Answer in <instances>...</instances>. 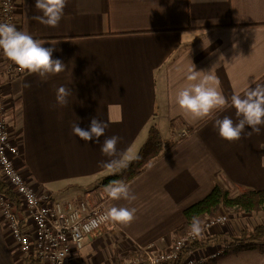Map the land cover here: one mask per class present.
Instances as JSON below:
<instances>
[{"label": "crops", "instance_id": "crops-1", "mask_svg": "<svg viewBox=\"0 0 264 264\" xmlns=\"http://www.w3.org/2000/svg\"><path fill=\"white\" fill-rule=\"evenodd\" d=\"M15 3L17 29L55 46L53 58L67 66L46 79L23 70L3 87L5 116L20 147L16 165L32 186L62 200L84 195L101 188L110 172L102 165L113 159L101 152L106 137L120 138L117 157L127 161L153 126L164 144L163 154L129 183L134 201L105 202L136 208V219L87 236L72 264H118L136 246L169 249L187 221L185 210L216 185L234 195L264 190V125L250 136L246 126L237 141L221 138L214 126L224 116L239 119L233 94L264 85V0H67L56 27L33 19L42 15L35 0ZM193 65L212 69L228 100L204 118L183 114L174 100L190 83ZM62 85L73 91L66 106L56 104ZM93 117L108 127L99 141L85 142L72 125L87 130ZM249 219L245 227L234 219L213 236L264 224L262 213ZM256 250L228 252L206 264H263V251L253 260ZM26 257L0 223V264H25Z\"/></svg>", "mask_w": 264, "mask_h": 264}, {"label": "built area", "instance_id": "built-area-1", "mask_svg": "<svg viewBox=\"0 0 264 264\" xmlns=\"http://www.w3.org/2000/svg\"><path fill=\"white\" fill-rule=\"evenodd\" d=\"M17 8L15 0H0V23L15 25ZM22 73L23 70L6 55L0 59V176L19 197L23 209L17 213L10 199L0 193V223L7 226L9 235L24 256L36 254L41 264H71L74 256L83 249L87 236L112 224L106 222L91 231L84 230L90 219L104 214L108 196L104 189L99 188L62 200L51 193L38 191L19 171L16 159L20 155V147L13 139L5 116L8 102L3 87ZM234 218L218 212L204 222L200 236H193L191 231L179 235L165 251L136 246L118 264H206L215 261L224 255L226 245L194 246L211 238L214 230L222 229Z\"/></svg>", "mask_w": 264, "mask_h": 264}, {"label": "clouds", "instance_id": "clouds-1", "mask_svg": "<svg viewBox=\"0 0 264 264\" xmlns=\"http://www.w3.org/2000/svg\"><path fill=\"white\" fill-rule=\"evenodd\" d=\"M67 0H35V8L42 15L34 16L33 19L51 27H56L62 19ZM0 51L16 64L21 70L38 74L46 79L49 74H58L66 69L61 59H54L55 46L45 47L39 40L27 32L18 30L12 23H0ZM214 67V66H213ZM202 73H204L202 75ZM186 79L190 82L186 87L178 90L174 95L176 105L183 114L193 118H204L214 110L225 107L228 100L219 90V80L212 72L196 71L195 66L189 70ZM25 84V87H30ZM73 93L72 89L60 86L56 90V104L66 106L68 97ZM231 106L235 108L239 117L234 121L229 116L215 121L221 138L227 141H237L245 133V127L249 126L253 132L259 134L260 126L264 125V85L250 87L243 95L236 93L231 96ZM56 105H53L55 107ZM108 127L106 121L93 117L89 129H82L78 123H73L72 132L85 142L99 141L105 135ZM120 138L117 136L106 137L101 144V152L113 159L102 162L103 167L116 170L127 167L128 161L117 157V144ZM107 196L112 200L134 201L137 197L132 192L129 184L122 180L112 181L104 189ZM136 208L111 206L104 214L90 219L84 225L85 231L98 228L102 223L113 222L130 224L136 219ZM202 226L198 218L193 217L191 232L193 236L202 234Z\"/></svg>", "mask_w": 264, "mask_h": 264}, {"label": "trees", "instance_id": "trees-1", "mask_svg": "<svg viewBox=\"0 0 264 264\" xmlns=\"http://www.w3.org/2000/svg\"><path fill=\"white\" fill-rule=\"evenodd\" d=\"M4 56L3 51H0V59ZM163 152L164 144L160 131L156 126H153L140 152L134 159L128 161L127 167L110 170L109 174L102 178L97 186L105 189L107 185L115 180H122L127 184L131 183L140 177ZM0 193L10 199L17 213L23 212L21 200L3 181L1 176ZM220 210L225 211L230 216L239 213L264 214V190H250L242 194L233 195L231 191L216 185L206 198L185 210L184 214L187 221L180 230V235L191 231L193 217L198 218L202 226L208 218L213 217ZM212 243L226 245L225 253H237L253 249H261L264 252V224L254 228L246 227L237 236L218 234L211 238L203 239L202 242H199L194 247H205ZM25 264H41V259L36 254H32L25 258Z\"/></svg>", "mask_w": 264, "mask_h": 264}, {"label": "rangeland", "instance_id": "rangeland-1", "mask_svg": "<svg viewBox=\"0 0 264 264\" xmlns=\"http://www.w3.org/2000/svg\"><path fill=\"white\" fill-rule=\"evenodd\" d=\"M234 195V194H233ZM219 212H223L224 214H227L225 211L223 210H220ZM227 215H230V214H227ZM252 214H245V213H239V214H234V215H231V217H235L234 219L236 220H240L243 222V226L245 227V223L247 224V221H249L250 217H251ZM232 219V221L234 220ZM231 223V222H230ZM262 252L261 249H257L256 251H254L255 255H253V260H255L256 262H258L260 260V253ZM239 256H242V255H239ZM237 261L239 263L242 262L241 259H237Z\"/></svg>", "mask_w": 264, "mask_h": 264}]
</instances>
